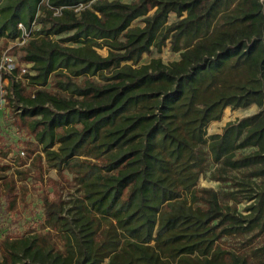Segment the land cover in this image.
<instances>
[{"label":"trees","instance_id":"16d2710c","mask_svg":"<svg viewBox=\"0 0 264 264\" xmlns=\"http://www.w3.org/2000/svg\"><path fill=\"white\" fill-rule=\"evenodd\" d=\"M18 24L30 35L2 75L8 113L57 179L45 231L2 241L0 264H264V243L245 250L264 239V0H0V38ZM166 43L178 60L133 66ZM251 104L205 137L225 107ZM5 149L12 210L27 162ZM207 172L223 187L198 186Z\"/></svg>","mask_w":264,"mask_h":264},{"label":"rangeland","instance_id":"374dc122","mask_svg":"<svg viewBox=\"0 0 264 264\" xmlns=\"http://www.w3.org/2000/svg\"><path fill=\"white\" fill-rule=\"evenodd\" d=\"M176 20V13L170 12L167 16V24L170 25ZM132 25L142 24L139 20H135ZM5 41L6 44H4ZM19 46L20 45L16 44V40L10 41L0 38V55L3 52H8L9 54L14 55L17 60L15 52ZM98 52L105 55L106 49H98ZM156 57L160 58L163 63H170L178 60L179 54L170 51L169 43H166L160 52H156L154 49L149 52H143L133 66L136 67L145 64L149 62L151 58ZM257 110L258 109L255 104H251L244 108H231L230 106L225 107L220 118L209 122L206 126L205 137L208 138L211 134L221 133L227 123L234 122L237 119L251 115ZM8 112L9 108L5 110V116L0 122V145H5V150H8L3 162L15 164L16 157L23 152L26 156L25 160L27 163L20 166V169H25L28 174L25 179L17 182L16 186L18 197L15 207L12 210L4 208L6 197L0 195V243L5 239L27 234L31 230L37 229L45 231V229H42L44 226L43 199L45 197H53V194L50 192V188L47 184V180L50 178L57 179L55 170L49 168L44 161H42L41 165L36 161L35 157L40 153V147L36 143L34 134H28L21 129H17L14 126L15 123L13 122L10 113ZM4 173H11V169H8ZM197 183L200 187H210L215 190L223 187V183L212 180L209 177V172L200 175ZM245 205V202H240L237 207L242 211ZM243 243L244 240L238 237L223 238V247H226L231 251H239V249H243ZM262 243H264V239H256L253 244L249 248H245V250L251 251V248L257 247Z\"/></svg>","mask_w":264,"mask_h":264},{"label":"built area","instance_id":"2783aa9c","mask_svg":"<svg viewBox=\"0 0 264 264\" xmlns=\"http://www.w3.org/2000/svg\"><path fill=\"white\" fill-rule=\"evenodd\" d=\"M18 29L20 30V37L16 39V44L21 45L26 42L29 38V31L25 29L22 24H18ZM17 66V60L14 55L9 54L8 52H3L0 55V112L7 109L8 102H9V94L10 92L7 90L6 86L8 84V78L2 77L3 73H12V71ZM20 74L26 73L29 65L21 64L20 66ZM17 76L19 78L20 76ZM23 158L25 155L23 152L20 154Z\"/></svg>","mask_w":264,"mask_h":264}]
</instances>
